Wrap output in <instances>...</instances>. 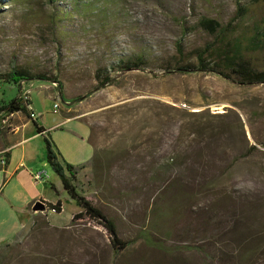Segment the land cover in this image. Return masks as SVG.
I'll return each mask as SVG.
<instances>
[{
    "label": "rangeland",
    "instance_id": "1",
    "mask_svg": "<svg viewBox=\"0 0 264 264\" xmlns=\"http://www.w3.org/2000/svg\"><path fill=\"white\" fill-rule=\"evenodd\" d=\"M95 1L86 17L56 26L41 0H0V75L16 61L60 82L23 83L20 91L0 82V106L32 99L40 124L53 127L65 119L73 127L59 129L83 126L92 156L77 138L72 148L62 135H52L58 147L71 148L72 157L85 163L74 167L72 184L115 219L120 239L132 241L148 230L165 249L140 240L115 257L107 232L95 222L58 230L42 217L39 227L0 247V264H241L236 258L252 241L260 243L258 264H264V85L166 70L198 66L194 52L217 44L199 27L207 18L230 29L225 42L242 40L244 57L264 71V49L247 45L264 22V0ZM239 6L247 8L245 17L238 16ZM179 42L182 60L175 50ZM143 50L144 71H111L113 83L100 87L99 70ZM33 132H24L36 157L33 169L47 173L38 186L47 201L61 199L64 210L51 220L62 226L78 208ZM50 183L59 185L60 198ZM193 246L203 247L210 261L185 250Z\"/></svg>",
    "mask_w": 264,
    "mask_h": 264
},
{
    "label": "trees",
    "instance_id": "2",
    "mask_svg": "<svg viewBox=\"0 0 264 264\" xmlns=\"http://www.w3.org/2000/svg\"><path fill=\"white\" fill-rule=\"evenodd\" d=\"M45 2L46 7L50 9L49 20L51 24L59 26L67 22L70 19L86 17L89 12V7L95 5V0L92 2L86 0H41ZM101 1V0H99ZM64 2L70 8L67 12ZM247 13V8L245 6H239L238 16L245 17ZM1 14V10H0ZM199 27L207 32L209 35L217 38L218 42L214 46L207 45L202 50H196L194 53L197 58L198 66L194 65H181L177 64L173 68H167L168 73L174 72L178 74L187 73H214L220 77L233 81L236 80L239 84L244 86L253 85H264V71L258 70L251 65L249 60L243 55V41L240 39H235L233 41L225 42V37L229 33V28H222L221 25L211 19L202 18L199 22ZM248 49H264V22L260 26H256L253 29L252 37L248 40ZM176 53L179 58L184 59V47L179 42L175 46ZM211 57L212 63L208 62L207 58ZM179 59V60H180ZM148 67V53L142 51L132 55L129 60H119L116 65L108 66L106 69H101L97 72V77L101 79L100 87H105L113 83L114 78H112L110 72H131V71H144ZM10 72L5 75H0V82L9 85L16 86L19 88L23 83L29 82H42L60 85L57 76H49L44 73H33L30 70L19 68L16 65V61H11ZM172 70V71H170ZM174 70V71H173ZM31 103L29 101H23L19 98L11 101L7 105L0 107V115H5L6 117L13 116L16 113H22L26 115L33 123L37 133L43 136L45 145V158L46 163L52 170V172L59 178L63 190L69 195L70 199L75 202V204L81 209V213L74 215L72 223L76 222H95L98 226L102 227L109 236L110 246L117 257L128 250V248L138 241H143V243L154 250L161 251L164 250L163 243L156 235L151 231L141 230L138 232V237L132 241H123L120 239L118 226L115 219L109 217L100 208L95 206L91 201L79 194L76 187L72 184L77 179V172L75 168L67 164L60 154L57 152L55 145L50 138V135L45 132L42 127H39L36 120L30 118L31 112L29 107ZM4 121H7L4 119ZM9 155L6 154L5 165L8 164ZM100 162L97 161L95 164V170L98 173V166ZM61 202L59 201L55 206L49 207L50 210L59 214ZM264 240V237H260ZM259 244L254 243V241L246 244L245 248L241 250L245 252L244 255H240L238 258L241 264H258V247ZM241 247V244H239ZM185 250L189 252H198L204 256H207V260L210 261L208 253L203 249V247H185ZM225 259V257H224Z\"/></svg>",
    "mask_w": 264,
    "mask_h": 264
},
{
    "label": "crops",
    "instance_id": "3",
    "mask_svg": "<svg viewBox=\"0 0 264 264\" xmlns=\"http://www.w3.org/2000/svg\"><path fill=\"white\" fill-rule=\"evenodd\" d=\"M30 103L31 106L29 110L35 114L32 108V99ZM4 119L10 122L6 126V129L2 127L3 123H5ZM36 123L50 135L51 139L52 135H62L65 140L71 142V145H73L71 146L72 148L77 146L75 145L77 141H74V139L77 138V140L82 142L80 149L83 151L86 150L87 153L89 152L92 156V149L87 142L88 131H86L83 126L80 128L78 127L76 130L67 131L59 129L62 126L73 127V123L65 119L60 124L53 127H46L40 124L39 120H36ZM27 128H30L32 132L34 131L33 133L42 141L44 140L43 136L37 133L32 121L26 115L16 113L6 118L5 115H0V247L4 248H8L14 244L17 239H19L21 235L27 233V231L39 227V224L42 222V217H44L48 227L61 230L67 229L73 224L72 220L74 215L81 213V209L77 206L78 209L71 215L69 221L62 226L55 225L52 222L51 216H53L55 212L50 210L49 207L55 206L60 201L61 213L59 214H62L64 205L61 199H57L56 202L47 201L43 195V188L39 189V183L36 184L33 180V175L40 170L33 169L35 167L36 157L27 149V138L24 137V132ZM53 143L57 152L67 164L73 167L85 164L83 161L80 162L75 157H72L70 154L71 148L64 150L62 146L60 148L54 141ZM6 154L9 155L8 164L1 166V161L5 159ZM50 184L51 190L55 191L58 198H60L62 190L59 185L55 183ZM38 201L46 205L47 210L45 212H33V206Z\"/></svg>",
    "mask_w": 264,
    "mask_h": 264
},
{
    "label": "built area",
    "instance_id": "4",
    "mask_svg": "<svg viewBox=\"0 0 264 264\" xmlns=\"http://www.w3.org/2000/svg\"><path fill=\"white\" fill-rule=\"evenodd\" d=\"M58 109H59V104H55L54 105V112L57 113ZM30 118L32 120H37V118L33 112H31ZM1 166H5V159H2ZM46 178H47V173L45 171H39L33 175V180L36 184L43 182Z\"/></svg>",
    "mask_w": 264,
    "mask_h": 264
},
{
    "label": "water",
    "instance_id": "5",
    "mask_svg": "<svg viewBox=\"0 0 264 264\" xmlns=\"http://www.w3.org/2000/svg\"><path fill=\"white\" fill-rule=\"evenodd\" d=\"M46 210V205L41 201L36 202L33 206V212H45Z\"/></svg>",
    "mask_w": 264,
    "mask_h": 264
}]
</instances>
